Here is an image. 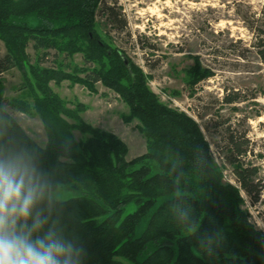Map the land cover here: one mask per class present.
I'll return each instance as SVG.
<instances>
[{
	"label": "trees",
	"instance_id": "obj_1",
	"mask_svg": "<svg viewBox=\"0 0 264 264\" xmlns=\"http://www.w3.org/2000/svg\"><path fill=\"white\" fill-rule=\"evenodd\" d=\"M102 6L103 0H0V41L6 48L0 60V163L22 156L41 177L42 199L28 225L36 212L46 222L33 241L55 230L74 249L61 264H264V233L251 221L242 194L254 198L260 184L258 169L244 165L248 138L231 134L225 141L222 159L236 184L228 183L197 120L164 104L145 71L100 32ZM245 21L264 63V4L260 17L251 14ZM52 52L56 60L82 55L85 76L66 72L63 62L43 67ZM12 69L20 71L23 89L33 98V104L14 99L12 106L41 119L45 147L4 109L1 75ZM214 75L196 58L188 84ZM64 81L93 93L100 83L117 94L129 107L124 121L140 123L146 153L127 160L123 140L82 120L83 106L71 111L51 87ZM237 101V95L223 99L229 105ZM76 129L84 140H76ZM57 191L71 197L57 199Z\"/></svg>",
	"mask_w": 264,
	"mask_h": 264
},
{
	"label": "rangeland",
	"instance_id": "obj_2",
	"mask_svg": "<svg viewBox=\"0 0 264 264\" xmlns=\"http://www.w3.org/2000/svg\"><path fill=\"white\" fill-rule=\"evenodd\" d=\"M264 0H103L97 21L100 32L128 58L140 66L149 77V86L160 100L185 111L200 124L211 145L216 164L223 170L225 181L236 184L232 167L222 156L227 152L225 141L231 134L246 135L250 142L246 167L259 171L255 200L242 191L244 208L251 221L264 233V63L253 48V34L246 21L251 14L261 16ZM106 8H112L113 14ZM32 63L37 62L33 43L28 48ZM43 67H55L63 62L66 72L84 77L82 55L56 60L55 53ZM6 55L0 41V60ZM200 58L204 67L214 71V77L190 86L188 71ZM4 109L40 147L47 144L41 119L27 115L12 106L14 99L33 104L22 75L12 69L1 75ZM53 91L66 101L86 123L117 135L128 147L127 160L146 153L147 141L139 130L140 123L124 121L129 107L113 91L102 84L96 92L80 84L64 81L51 83ZM237 95L239 101L225 104L224 97ZM77 124L73 118H67ZM77 141L85 136L74 130ZM57 199H68L65 191L54 193Z\"/></svg>",
	"mask_w": 264,
	"mask_h": 264
},
{
	"label": "clouds",
	"instance_id": "obj_3",
	"mask_svg": "<svg viewBox=\"0 0 264 264\" xmlns=\"http://www.w3.org/2000/svg\"><path fill=\"white\" fill-rule=\"evenodd\" d=\"M42 190L40 175L22 156L0 163V264H61L66 256L73 255V246L55 230L33 241V233L46 222L36 212L31 227L28 225Z\"/></svg>",
	"mask_w": 264,
	"mask_h": 264
},
{
	"label": "water",
	"instance_id": "obj_4",
	"mask_svg": "<svg viewBox=\"0 0 264 264\" xmlns=\"http://www.w3.org/2000/svg\"><path fill=\"white\" fill-rule=\"evenodd\" d=\"M125 64L128 66L129 65V62H128V60H125Z\"/></svg>",
	"mask_w": 264,
	"mask_h": 264
}]
</instances>
